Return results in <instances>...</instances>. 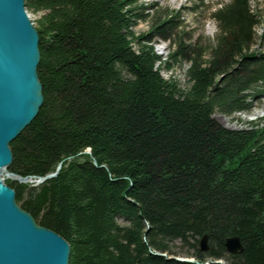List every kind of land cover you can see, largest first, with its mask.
I'll return each instance as SVG.
<instances>
[{
	"label": "trees",
	"instance_id": "1",
	"mask_svg": "<svg viewBox=\"0 0 264 264\" xmlns=\"http://www.w3.org/2000/svg\"><path fill=\"white\" fill-rule=\"evenodd\" d=\"M141 1L24 0L42 13L43 104L9 145L8 171L61 168L39 185L5 183L69 244V264H264V124L230 130L214 119L264 99V10L230 0L211 14L214 38L192 40L183 13L200 14L203 0L137 35L149 14ZM183 65L185 89L161 74ZM230 237L242 253L226 252Z\"/></svg>",
	"mask_w": 264,
	"mask_h": 264
},
{
	"label": "water",
	"instance_id": "2",
	"mask_svg": "<svg viewBox=\"0 0 264 264\" xmlns=\"http://www.w3.org/2000/svg\"><path fill=\"white\" fill-rule=\"evenodd\" d=\"M39 61V37L24 0H0V264H69V244L20 209L15 192L5 183L8 179L39 185L61 168L42 178H22L8 171L13 160L9 145L35 120L43 104ZM199 245L207 251V237ZM225 249L230 255L243 252L237 237L226 239Z\"/></svg>",
	"mask_w": 264,
	"mask_h": 264
},
{
	"label": "rangeland",
	"instance_id": "3",
	"mask_svg": "<svg viewBox=\"0 0 264 264\" xmlns=\"http://www.w3.org/2000/svg\"><path fill=\"white\" fill-rule=\"evenodd\" d=\"M198 0H142L140 4H143L148 10L144 13L148 14V17L144 21H140L137 24V27L134 28V31L137 35L142 33H147L150 27L153 25L155 21V16L160 15L161 19L165 15L160 14L164 11H171V10H180L184 7H190L192 4H196ZM230 0H203L204 5L206 6L203 11L200 12L198 15H193L190 13H183L182 20L185 21L184 25L186 26V31L190 34L192 40H196L199 38H203L206 40H212L217 32L216 23L212 19L211 14L215 13L219 10L222 6L229 3ZM257 2L261 5L260 9L264 10V0H257ZM256 4H253V8ZM153 7V8H151ZM151 8V9H150ZM27 15L29 20L33 24L34 28L37 25V21L42 16V13H33L26 9ZM257 34L260 33L259 29L256 30ZM168 44L164 42H160L154 45L155 52L160 55L161 57H166L168 53ZM186 65L182 67H177L171 73L163 72L162 76L165 79L170 77L175 78L181 89L186 88V80L184 78ZM214 119L222 126L227 128H231L234 130L240 129H248L250 124H258L259 126L264 124V99L259 100L254 108L248 112H238L232 116H224L221 114H215ZM8 179H5V182ZM176 248L174 251L176 253L186 252L187 249L183 248L179 242L176 244ZM173 257V256H172ZM174 258L181 259V260H189L193 261L192 258H188L184 255H177Z\"/></svg>",
	"mask_w": 264,
	"mask_h": 264
},
{
	"label": "bare ground",
	"instance_id": "4",
	"mask_svg": "<svg viewBox=\"0 0 264 264\" xmlns=\"http://www.w3.org/2000/svg\"><path fill=\"white\" fill-rule=\"evenodd\" d=\"M172 1H174V0H172ZM230 2V1H229Z\"/></svg>",
	"mask_w": 264,
	"mask_h": 264
}]
</instances>
